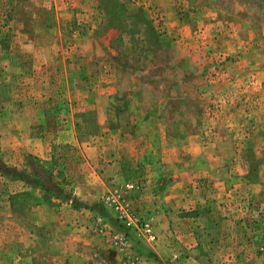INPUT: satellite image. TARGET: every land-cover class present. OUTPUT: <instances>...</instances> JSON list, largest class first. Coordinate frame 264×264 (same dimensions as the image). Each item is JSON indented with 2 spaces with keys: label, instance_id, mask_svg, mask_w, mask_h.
<instances>
[{
  "label": "rangeland",
  "instance_id": "obj_1",
  "mask_svg": "<svg viewBox=\"0 0 264 264\" xmlns=\"http://www.w3.org/2000/svg\"><path fill=\"white\" fill-rule=\"evenodd\" d=\"M128 180L153 224L142 193L209 196L234 243L223 252L257 251L264 0H0V264H53L54 221L83 206L73 192ZM103 200L86 228L102 216L120 230Z\"/></svg>",
  "mask_w": 264,
  "mask_h": 264
},
{
  "label": "crops",
  "instance_id": "obj_2",
  "mask_svg": "<svg viewBox=\"0 0 264 264\" xmlns=\"http://www.w3.org/2000/svg\"><path fill=\"white\" fill-rule=\"evenodd\" d=\"M113 164L111 165L113 171L108 173L109 178L117 176L121 171L119 161ZM139 167L138 161L137 168ZM160 183L153 184V187L159 186ZM28 188L29 185H26L25 189ZM100 188L101 192L96 193L95 190L98 191ZM100 188L94 187L91 191V187L87 194L73 192L72 198H76L83 206L69 205L68 213L71 219L61 216L62 219L58 218L53 226L51 225L54 230L51 236L57 237L63 251L49 256L53 264H264V237L256 243L252 240L249 242L257 249L255 253L246 251L242 255L238 254L237 247L244 246L242 244L234 246L235 252H223L224 249L231 250L234 243L229 240V234L223 235L226 231L224 220L215 218L216 212L210 204L209 196H207L209 202L203 208L197 203L201 200L200 197L193 204L186 206L189 200L184 193L175 189L165 191L160 187L158 193L154 192L150 195L142 193L138 199H135L136 205L142 212L147 213L148 217L154 216L155 241L148 242L138 238L134 233L130 238L128 250L119 251L108 234H93L90 228H86V220L92 205L99 201L100 195L104 199L112 191L104 190V185ZM63 193L68 194L64 191ZM64 199L67 198L64 196ZM59 200L55 201L59 202ZM63 205L61 203L58 207L56 205H48V207L55 213V209H61ZM30 206L33 210L40 207L36 204ZM24 209H28L26 204ZM66 220L72 223L68 225ZM38 223V220L35 221L36 225H39Z\"/></svg>",
  "mask_w": 264,
  "mask_h": 264
},
{
  "label": "built area",
  "instance_id": "obj_3",
  "mask_svg": "<svg viewBox=\"0 0 264 264\" xmlns=\"http://www.w3.org/2000/svg\"><path fill=\"white\" fill-rule=\"evenodd\" d=\"M139 189L135 181H126L120 190L107 195L104 204L109 206L114 213V220L122 226L120 230L110 231L102 216H96L91 231L96 234H108L119 251H126L130 247V233H135L139 238L153 242L156 239L153 231V222L143 217L133 207L130 194ZM164 264V263H163Z\"/></svg>",
  "mask_w": 264,
  "mask_h": 264
},
{
  "label": "trees",
  "instance_id": "obj_4",
  "mask_svg": "<svg viewBox=\"0 0 264 264\" xmlns=\"http://www.w3.org/2000/svg\"><path fill=\"white\" fill-rule=\"evenodd\" d=\"M25 195H26V196H28L29 194H28V193H26ZM116 223H117V222H116Z\"/></svg>",
  "mask_w": 264,
  "mask_h": 264
}]
</instances>
